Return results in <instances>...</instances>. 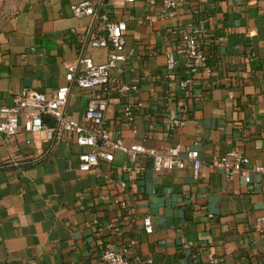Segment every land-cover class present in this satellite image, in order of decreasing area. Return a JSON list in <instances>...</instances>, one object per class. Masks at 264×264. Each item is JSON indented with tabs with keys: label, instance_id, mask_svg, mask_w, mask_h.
I'll return each mask as SVG.
<instances>
[{
	"label": "crops",
	"instance_id": "crops-1",
	"mask_svg": "<svg viewBox=\"0 0 264 264\" xmlns=\"http://www.w3.org/2000/svg\"><path fill=\"white\" fill-rule=\"evenodd\" d=\"M80 1L0 0V105L24 88L51 94L69 84L67 64L82 52L80 37L90 29L106 35L103 24L92 28L91 16H75L71 5ZM91 1L127 24V59L113 70L108 94L113 135L148 148L198 150L202 166L158 171L141 158L139 173L124 169L129 157L116 151L113 161L81 171L79 154L92 148L72 137L48 150L42 132L0 134V264H105L109 240L133 237L132 264H264V174L228 180L210 164L233 146L251 164H264V0H180L172 18L161 16L160 0ZM203 19L211 73L202 69L182 89L188 72L180 65L169 76L166 53L181 61L184 28ZM109 51L85 53L101 63ZM121 82H136L140 91L122 97ZM90 94L73 87L67 113L74 120L83 122ZM128 101L138 106L133 123L123 118ZM170 117L186 123L169 128ZM109 222L122 235L99 230Z\"/></svg>",
	"mask_w": 264,
	"mask_h": 264
},
{
	"label": "built area",
	"instance_id": "built-area-1",
	"mask_svg": "<svg viewBox=\"0 0 264 264\" xmlns=\"http://www.w3.org/2000/svg\"><path fill=\"white\" fill-rule=\"evenodd\" d=\"M123 2H134L135 0H121ZM161 16L172 18L176 15L180 0H160ZM75 16H91L93 26L96 23L103 24L106 35L95 37L92 29L80 37L82 52L75 62L67 64L66 79L69 84L59 87L55 92L46 94L31 88H24L13 96L11 105H0V134L12 137L21 131L44 134L48 144V150H52L61 141H68L71 137L81 147H90V151L79 154V169L90 171L100 164L102 160L113 161L115 152L119 151L128 155V164L124 169L131 167L139 173L145 170L140 163L141 158L150 159L155 170L183 169L192 163L195 170L202 166L200 152L198 150H187L184 153L179 146L168 149L148 148L144 144H127L122 137L114 136L109 129L106 118L110 98L109 95L114 88L112 76L120 63L125 62L127 24L123 20H111L107 11H102L100 6L91 0H82L71 5ZM206 19L200 24H188L182 32L183 59L180 61L172 50L166 53V69L172 76L177 68L182 65L188 75L179 81L182 89H187L193 82V76L204 69L211 73L208 66V57L202 45V36L206 33ZM88 47H108L110 49L105 62L97 63L85 51ZM74 86L91 91L87 107L84 112L83 122L74 120L67 113V104ZM107 94L104 96L102 92ZM118 91L122 97L136 94L140 87L136 82H121ZM138 106L131 101L123 105V118L129 123L136 119ZM50 120L52 122H50ZM185 119L170 117L167 120L169 128L183 126ZM211 166L222 170L228 180L236 175L242 176L246 182L252 180V174H264V164H251L250 159L244 154L239 146H233L222 155L214 156ZM128 170V171H129ZM124 191L127 182L120 184ZM115 203L126 208L127 201L115 199ZM98 222V221H96ZM147 233L153 232V224L150 216L142 220ZM99 230H115L122 235L119 226L109 222L104 226L99 225ZM138 245V239L133 237L127 242H118L112 238L102 251L101 261L105 264H132L131 253ZM76 264H96L95 262H78Z\"/></svg>",
	"mask_w": 264,
	"mask_h": 264
}]
</instances>
